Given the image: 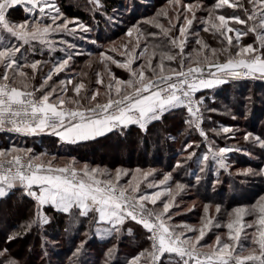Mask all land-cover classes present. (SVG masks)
I'll use <instances>...</instances> for the list:
<instances>
[{
	"label": "snow or ice",
	"instance_id": "snow-or-ice-1",
	"mask_svg": "<svg viewBox=\"0 0 264 264\" xmlns=\"http://www.w3.org/2000/svg\"><path fill=\"white\" fill-rule=\"evenodd\" d=\"M89 2L95 12L103 14L102 0ZM21 6L26 16L23 21H14L12 13ZM227 9L233 14L219 11ZM199 10L198 3L168 0V6L143 21L159 29V33H146L139 23L133 24L125 33L127 43L117 46L113 42L109 49L100 51L99 63L107 74V82L103 73L96 74V84L104 88L101 101L100 88L89 90L83 82L74 83V78L49 83L54 76L70 69L74 57L83 55L75 50V43L62 39L59 43L65 47L59 51L64 56L59 59L34 58L37 53L43 55L45 48L49 55L57 51L56 41L50 39L53 35L75 37L79 33L83 40L84 34L93 29L79 18L67 17L56 0H0V132L21 136L47 134L57 137L63 145H80L110 133L123 136L131 126L147 134L153 123L183 109L187 114L185 124L209 141L202 124L205 112H215L216 108L209 107L206 98L197 93L215 90L232 81H264V0H215L199 23L204 32L219 38L220 48H211L199 32L193 31ZM108 22H113L112 17ZM177 31L178 35L174 34ZM250 34L254 36L253 43H243V38ZM149 36L166 38L167 44L150 46ZM190 36L196 37L194 43L198 47L186 54ZM91 43L95 44L96 40ZM108 53H117L123 60ZM157 56L158 62L154 64ZM221 56L225 58L223 61ZM137 61L143 62L134 67ZM173 62L176 67L171 66ZM48 64L51 67L39 86H35L33 81L38 72ZM111 65L124 69L129 78L116 77ZM69 91L74 95L69 96ZM232 119L237 117L233 115ZM210 131L216 136L230 134L227 138L234 139L237 130L220 126ZM243 140L264 151V137L245 132ZM199 147L195 142L186 143L182 149L187 153L184 163L178 160L173 171L194 160L199 169L198 173H192L196 184H201L212 172L214 179L209 177V180L215 189L221 183V170L232 175L229 154L241 149L217 147L215 141H209L207 151L201 155L189 151ZM57 161L58 157L37 155L31 148L15 145L0 148V202L19 192L18 200H27L32 205L31 216L6 235L5 246L0 247V264H20L8 246L34 230L42 233V248L49 242L43 236L45 226L53 219L48 215L49 210L67 216L72 224L86 219L89 230L100 239L119 238L127 222L142 226L149 247L127 258L124 264H264V196L250 206L233 208L224 225L213 224V218L208 215L210 206L205 204L202 227L196 229L170 223L175 196L187 188L177 181L174 192L169 184L173 179L171 172L156 181L149 180L155 175L152 169L116 168L113 172L87 163L77 167L75 158L63 165ZM236 175L244 178L242 184L252 178L264 182V165L248 167ZM124 177L130 178L122 183ZM158 201L162 204L160 210L156 209ZM149 204L153 207L149 208ZM215 211L220 213L219 204ZM247 216L254 219L248 222ZM212 227H226L227 238L217 235L214 243H202ZM246 229H253L250 246L242 241V234L243 239H249ZM68 230L66 227L65 231ZM127 235H133L131 227L127 228ZM86 242H81L74 256H79ZM113 251L108 249L106 255L111 257Z\"/></svg>",
	"mask_w": 264,
	"mask_h": 264
},
{
	"label": "trees",
	"instance_id": "trees-1",
	"mask_svg": "<svg viewBox=\"0 0 264 264\" xmlns=\"http://www.w3.org/2000/svg\"><path fill=\"white\" fill-rule=\"evenodd\" d=\"M214 0H182L183 3H193V2H201L204 6L209 7V5H213ZM131 2L134 6L133 11L129 9L126 10V3ZM168 0H102L104 5V9L102 10L103 14L97 13L93 10L94 6L89 0H61L64 10V13L69 17L79 18L80 21L84 22L86 25L90 26L93 31L92 33L86 34L85 38L81 40L79 37L73 40V43L76 45V49H78L83 55H79L74 57V64H71L69 74L64 76V79L74 78V83L83 82L87 86L89 90L100 88L101 96L100 99L103 101V92L104 88L101 85L96 84L97 73H103L105 82H107V74L104 73V68L101 63H99L98 54L100 51H105L108 48H105L102 44L106 41H113L114 39L119 38L122 35H125L127 28L131 27L133 24L139 23L143 31L147 32H156L159 33V29L154 28L148 24H144L141 21L143 18L149 17L154 11L151 9L161 8ZM123 6L124 12H122L123 20L125 24H121L117 21L108 22V18H118L119 16L115 13L120 7ZM137 7L142 8L140 13L137 12ZM122 9V10H123ZM152 11H151V10ZM115 10V11H114ZM151 11V12H150ZM224 14H233L232 10H219ZM236 14L242 15V13L237 12ZM199 21L200 18L206 17L207 14L202 11H197L196 13ZM121 16V17H122ZM120 17V18H121ZM161 19V18H160ZM166 20L161 19V22H165ZM167 26V21L165 23ZM202 24H197L196 32H199L200 37L205 40L211 48H220L222 45L218 43V37H214L211 32H204ZM174 34L178 35V31ZM90 35H93V39L97 40L99 44H92L89 41H86ZM167 44V39L157 36L153 38L149 36L147 38V43L151 46L153 44ZM143 43V42H142ZM122 44H119V46ZM118 46V45H117ZM198 47L197 45H192V47L188 46L185 49V53H189L193 48ZM151 51V47H150ZM174 51H178L175 49ZM91 53V56L88 54ZM114 56L116 59L123 60V58L118 57L117 53H108ZM47 53L45 52L42 56L37 59L45 60L47 57ZM55 55H59L55 52ZM50 59V58H49ZM159 57L157 56L153 63L158 62ZM89 61L91 63L89 64ZM143 61H137L133 66L136 67L139 63ZM168 63V62H166ZM173 67H176V64L173 62ZM49 66H44L43 69ZM111 70L115 74L116 77L121 79H128L129 74L121 68L116 67L115 65H111ZM70 71H74L71 72ZM73 73V74H72ZM127 73V75H126ZM44 70L42 72H38L37 78L33 81L35 86H39L42 82L41 78L44 75ZM66 74V73H65ZM60 79L59 76H55L53 81H50V84L57 83ZM239 86L236 88L234 94L232 96V100L234 102H238V105L241 106L240 109L242 112H245V107L247 106V101L243 100L248 94L250 86H254L255 91H261L264 94V81H254V80H240ZM228 87L226 86L222 89V92H217L216 95H219L220 98H224L226 101L230 99ZM239 87H242L239 89ZM71 88V86H69ZM234 92V93H235ZM257 93V92H256ZM69 96H73L74 93L69 91ZM240 101V102H239ZM248 109L250 110V122H253L252 129L254 130L255 135H262L264 130L258 128L255 122L258 120H262L264 118V112L259 111V107L252 103L249 104ZM233 109H236L232 107ZM244 109V111H243ZM239 110V109H237ZM240 111V110H239ZM244 114V113H243ZM186 116L183 109H177L172 114H169L165 117L162 122L153 123L145 134L138 127L131 126L126 133L121 136L118 132L110 133L106 137H100L95 141L83 142L80 145H63L59 142V140L51 135H41V136H31V138H26L24 142H19L14 137L16 134H5L0 132V148H7L12 145L21 147V148H32L37 153H46L55 156H63L68 158H75L76 160L89 162L93 165H103L108 168L118 167V166H127V167H154L157 165L156 163L161 165L160 158L164 159H173L175 158V154L177 151L181 149V144L186 139L188 135L187 132L190 133V129L186 124L184 117ZM187 130V132H186ZM256 130L258 132H256ZM264 137V136H262ZM30 141L31 143L27 142ZM248 143V142H246ZM61 147H65L64 153ZM247 151H251L252 147L250 144L247 146ZM259 152L260 149L256 150ZM206 152V151H205ZM238 157H241L242 154H238ZM98 157V159H96ZM156 163H154L152 161ZM195 163V162H194ZM189 164H191L189 162ZM194 165H197L196 163ZM256 167V165H255ZM232 173V169L229 170ZM219 179L223 181L224 185H231L234 180V175H229V172H225L223 170L220 171ZM232 181V182H231ZM190 180H185L184 183L188 184ZM226 187V186H224ZM195 192H200L199 187L194 182L191 186ZM19 192L10 196V198L6 202H0V239L5 241L6 235L15 230V228L23 221L27 220L31 216V208L32 205L29 201L25 200L23 202L18 200ZM207 201H217V199H212L206 196ZM231 202L227 203L234 204L233 200H229ZM222 203V202H221ZM48 215L53 217L52 222L45 226L43 230V236L47 237L48 243L44 244L42 248L41 245L43 243L42 233L40 231L34 230L29 233L26 237L21 240H17L16 242H21L28 239H33V243L27 244L26 246H30V254L23 264H67V263H75V258H72L71 255L77 247L80 246L82 241H87L84 245L87 249L90 250L95 249L96 245L99 242L94 238L90 239L88 236H82V233L91 232L89 230V224L86 219H82V221L78 224H72L69 221V218L64 215L54 214L51 210H49ZM73 230V235L64 238V236H51L50 233H61L65 231V228H69ZM131 227L133 230V235L135 239L139 236H145V230L141 227L140 229L135 226L132 227L130 222H127L124 229V234L127 235V228ZM66 232V231H65ZM92 233V232H91ZM92 235H94L92 233ZM86 240H83L85 239ZM51 241H54L52 243ZM106 244V242L104 243ZM54 248V249H52ZM56 248V249H55ZM122 248V246H121ZM47 251V255H44V252ZM67 257H70V260H67ZM22 258V257H17ZM75 259V260H74ZM74 260V261H73Z\"/></svg>",
	"mask_w": 264,
	"mask_h": 264
},
{
	"label": "rangeland",
	"instance_id": "rangeland-1",
	"mask_svg": "<svg viewBox=\"0 0 264 264\" xmlns=\"http://www.w3.org/2000/svg\"><path fill=\"white\" fill-rule=\"evenodd\" d=\"M126 1H129V0H126ZM56 3L61 8V11L64 13V10H63L64 6L62 5L61 0H56ZM196 3L201 5V10L199 11H202L203 13L208 14L207 10L210 9L214 5L215 0L213 1V5L211 6L209 5V7L204 6L201 2H193V4H196ZM166 6H168V2L165 3L161 8H157V9H154V7L151 8L154 11V13L149 15V17L147 18L155 16L157 11H159L162 8H165ZM122 9H123V6L120 7V9L115 12L119 16V19L118 18L117 19L112 18V19L121 24H125L124 21H121L124 19V17L122 16V12H124V9L123 10ZM127 9H129L130 11L135 10L131 2L126 3V10ZM141 11H142V8L137 7V12L140 13ZM169 11H171L170 6H169ZM25 16L26 14L24 13L22 7L17 8L12 13V19L17 22L23 21ZM66 16L69 17L68 15ZM69 18H74V17H69ZM147 18H143L139 22H143ZM161 19H163V17H161ZM163 23L165 24L166 21ZM197 24L198 25L200 24L199 21L194 22L193 31L196 30ZM129 27H125V28H129ZM89 33L91 34L92 32H89ZM86 34H84V36H87ZM78 37H79V33L75 37L66 36V35H53L52 37H50V39L56 41L57 51L55 52H57L59 55H55V52H52L49 55L47 49L45 48L44 53L46 52L48 54L47 55L48 58H46L45 60H50L52 58L59 59L60 57L64 56V53L59 51V49L64 48L65 45L59 42L62 39H64L68 43H73V40ZM195 38H196L195 36L189 37L190 43L188 46L192 47V45L195 44L194 43ZM92 40H95L93 39V35H90V37L86 39V41H89L90 43ZM253 41H254V36L250 34L249 36L244 37L242 42L247 44V43H253ZM113 42H115V45H118V46L119 44L123 45L128 42V37H126V35H122L119 38L114 39L113 41H109V42L106 41L102 45L105 48H108L113 45ZM95 44H99L97 40ZM75 50L77 52H80L78 49H75ZM40 56L42 55L40 53H37L34 58L37 59ZM118 57L123 58L119 55ZM224 59H225L224 56L220 57L221 61H223ZM74 61L75 60H73L71 64H74ZM47 66L49 67L43 69L44 73H47V71L51 67V64H48ZM71 72H74V71H70V73ZM67 74H69V71L60 73L59 74L60 79H64V76ZM248 80H251V79H248ZM254 81H257V80H254ZM238 83L239 81H232L215 90H203L201 93L197 94L198 96L203 95L206 98V103L208 104L209 107L216 108L215 112H211V113L205 112V119L202 124V127L205 129V131L208 134L209 141H215V144L217 147L236 146L241 149V151H234L230 153L228 157V163L231 165L232 174L234 175V180L233 182L231 181L232 182L231 185L229 184L224 185L223 181L220 180L221 183L217 184L215 189H213V187L211 186L209 177L214 179V175L212 172H209L208 177H206L201 182V184L198 185V187L200 188L199 189L200 192H195L197 190H194L193 188H191V186L195 182V177L192 175V173L193 172L198 173L199 169L197 165H194L195 164L194 160L188 161L184 165L183 168L176 169L175 171H173L174 166L178 160L181 161V163H184V157L187 156V153L183 152L182 149L186 143L195 142V144L200 145L199 148H194V149L189 150V151L195 150L197 155H201L202 153L207 151V144L209 141H204L203 138L199 136V133L194 128L190 130V133L187 132L186 130L188 135L186 136V139L184 140V142L181 144V149L176 152L174 161L173 159L167 160L164 158H160L161 159L160 160L161 165H160L156 163L154 159H152V161L157 164V165H154V167H150V166L143 167V168L139 167L143 170H149V169L154 170L155 175L152 177H149V180L155 179L156 181H159L160 179L163 178L164 174L171 172L173 179L172 181L169 182V184L173 188L174 192H175V182L179 181L180 183L187 185L186 190L179 192L175 196V200L173 201V207L170 209V215L172 216L170 223L173 225L187 224L196 229H199L200 227H202V218L205 217V213L203 211V206L205 204H208L210 206L208 215L209 217L213 218V224L220 223L221 225H224L226 224L228 220V213L231 212L233 208L237 206H250L254 204L259 199V197L264 196V182H262L259 178H252L242 184L240 181L243 180L244 178L236 175L237 172L243 169H246L248 167L257 168L259 166L264 165V152L256 151L259 149L258 147H253L250 143H246L243 140V134L245 132H251L255 136L253 132L254 130L252 129L253 122L249 121L250 120V115H249L250 110L248 109L247 106L249 104L254 103L259 107L258 110L260 112L261 111L264 112V94L261 91H258V90L255 91L254 86H250L247 96L245 97V99H243L248 102L247 106L245 107L246 111L242 112L240 109L241 106L238 105V102L236 103L234 102V100H232V96L236 94L237 92V91L235 92V90L239 86ZM226 86H230V88L228 87V89L229 91H231V94L227 95L230 97V99L227 101L224 98H220L219 95H216L218 91L220 94V92H222V89H224ZM241 88L242 87H239V89ZM102 92L104 93V91ZM249 97H251V100L248 99ZM213 100H214V103H213ZM232 107L236 109H233ZM237 109H239L240 111ZM184 112L186 114V110H184ZM233 115H235L237 119L233 120L232 119ZM185 118L186 116L184 117V120ZM255 124L258 126V128H261L262 130H264V118L260 120L259 122L257 120ZM220 126H231L234 129H236L237 131L235 132V138L228 139L227 136L230 134H223V133L220 136H216L212 131H210V129L212 128L219 129ZM256 132L258 131L256 130ZM260 136H264V133ZM14 137H16V140H18L19 142L21 141L24 142L26 138H31V136H21L17 134ZM27 142L31 143L30 141H27ZM248 144H250L252 147L251 151H247ZM58 146L61 147V145H58ZM64 148L65 147H61L63 151L62 154H65L64 150L66 149ZM32 150L35 151L34 149ZM35 154L40 155L42 153L36 152ZM238 154H242V156L238 157L237 156ZM47 156L51 157L55 155L47 154ZM56 157H58L57 163L61 165L73 159V158H68V157H63V156H56ZM96 159H98V157ZM76 161L78 162L77 167H81L84 163H87V162H83L79 160H76ZM189 162L191 164H189ZM87 164L93 167L99 166L101 168H107L113 172L116 168H124V169H129V170H134L138 168V167L132 168V167H127V166L126 167L125 166H118V167L115 166L113 168H108L101 164L99 165V163L97 165H93L88 162ZM129 178L130 177H124L122 180V183ZM185 180H190V182L186 184L184 183ZM143 187L144 186L142 185V190H143ZM206 196L212 199H217V201L214 200L212 202H209L207 201ZM162 199H167V197H162ZM231 199L233 200L234 204L227 205V203L231 202L229 201ZM217 204H219L221 208V211L219 214H217L215 211V207ZM148 207L151 208L153 206L149 204ZM161 208H162V204L161 202L158 201L156 205V209L160 210ZM253 219L254 218L251 216L245 217V220L248 222H251ZM130 225L134 228L135 226H137L139 229L141 228L140 225H136L135 222H130ZM68 229L69 230L67 232L65 231L61 233L55 232V233H50V235L51 236L52 235L53 236H64V238L72 236L73 230L71 229L70 225ZM227 231L228 230L226 227H219V228L212 227L211 230L207 232V235L205 236L204 241H202V243H208V244L214 243L217 235H221L223 238L226 239ZM246 232L249 234V239H243V234H242V241L245 244V246H250V236H251V233L253 232V229H246ZM85 233H88V235H85ZM85 233H82V236H88V238L90 239L94 238L96 241L99 240L100 243H98L96 245L97 247H95V249H92V250H90V248L87 249L86 247H84L78 257L73 255V253L76 252L75 250L71 255H69L72 258L76 257L75 258L76 260L74 259L75 263L72 262V263H67V264H124V261L127 258H130L131 256L142 251L144 248L149 247V242L147 241L146 236H143V235L135 239L134 236H126L124 233H122L119 236V238L113 237V238H108V239H100L96 237L95 235H92L91 232H85ZM188 235H192V233H188ZM83 240H86V238ZM51 242L54 243V241H51ZM105 242L106 244H104ZM26 243L30 244L31 246V244L33 243V239L24 240L18 243L16 242V244L13 242L10 246H8L10 248V252L12 253L14 257L16 258L22 257V258H17L20 261V264H23V262L25 261L24 259H27V257L30 254L31 247L26 246ZM3 246H5L4 241L0 239V247H3ZM110 248L114 249L111 257L106 255L108 252V249ZM67 260L69 261L70 257H67Z\"/></svg>",
	"mask_w": 264,
	"mask_h": 264
},
{
	"label": "crops",
	"instance_id": "crops-1",
	"mask_svg": "<svg viewBox=\"0 0 264 264\" xmlns=\"http://www.w3.org/2000/svg\"><path fill=\"white\" fill-rule=\"evenodd\" d=\"M22 7V6H21ZM19 8V7H18ZM42 135H47V134H42ZM38 136H41V135H38ZM55 138H57V137H55ZM58 139V138H57ZM60 142V141H59ZM61 143V142H60Z\"/></svg>",
	"mask_w": 264,
	"mask_h": 264
},
{
	"label": "built area",
	"instance_id": "built-area-1",
	"mask_svg": "<svg viewBox=\"0 0 264 264\" xmlns=\"http://www.w3.org/2000/svg\"><path fill=\"white\" fill-rule=\"evenodd\" d=\"M198 94V93H197ZM198 96V95H197ZM142 227V226H141Z\"/></svg>",
	"mask_w": 264,
	"mask_h": 264
}]
</instances>
